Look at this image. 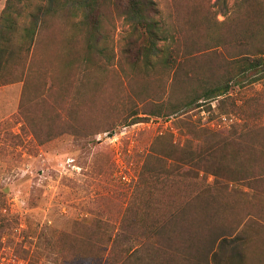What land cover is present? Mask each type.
I'll return each mask as SVG.
<instances>
[{
    "label": "rangeland",
    "instance_id": "obj_1",
    "mask_svg": "<svg viewBox=\"0 0 264 264\" xmlns=\"http://www.w3.org/2000/svg\"><path fill=\"white\" fill-rule=\"evenodd\" d=\"M44 1L13 0L23 14L19 23L28 20L26 9ZM156 1L154 17L180 23L185 36L191 34L186 20L195 22L214 2ZM5 3L0 0V14ZM117 10L109 2L95 9L98 48L88 50L78 13L57 8L46 16L29 54L9 66L0 82V264H215L208 251L219 235L235 239L241 252L233 259L225 252L220 264H264V80L235 86L221 108L214 100L211 109L169 115L167 104L193 85L184 74L208 73L222 57L178 55L185 61L181 69L145 67L130 49ZM159 105L160 115H154ZM180 119L230 130L217 154L216 177L203 174L200 181L221 187L211 190V205L190 223L178 246L182 254L170 243L167 260L157 249L151 258L124 259L120 248L141 242L130 232H141L143 214L152 219L163 210L149 200L172 196L155 179L161 167L146 156L161 132L172 131L183 142ZM99 248L106 251L97 257ZM80 252L87 256L72 257Z\"/></svg>",
    "mask_w": 264,
    "mask_h": 264
},
{
    "label": "trees",
    "instance_id": "obj_2",
    "mask_svg": "<svg viewBox=\"0 0 264 264\" xmlns=\"http://www.w3.org/2000/svg\"><path fill=\"white\" fill-rule=\"evenodd\" d=\"M104 2L111 3L119 10L117 11L128 27L126 33L130 49L145 67L158 63L167 69L176 66L178 70L185 62L182 64V61L177 60L178 55L186 56V59L198 53L221 55L222 61L219 65L210 67L208 73L184 74V80L193 85H189L183 95L167 104L165 109L169 115H183L188 110L203 105L207 106L206 109H211V102L214 100L218 102L217 107L221 108L223 99L231 94L235 86L243 87L264 80V0H233L232 3L230 0H214L195 22L186 20L187 30L191 33L188 36L182 35L186 29L180 23L165 24L154 17L159 13L156 0H45L43 3L33 4L29 11L26 9L28 12L25 10V17L28 20L20 23L18 18L23 14L21 15L13 0H6L0 14V82L6 76L9 66L20 61L24 52L25 56L29 54L46 16L54 13L57 8L66 9L74 16L78 13L80 24L87 28V49L98 48L96 35L99 23L94 12ZM179 2L174 0L175 5ZM214 7L215 10H212ZM217 15L223 18L219 20ZM175 75H178L177 71ZM161 108L159 105L152 113L159 116ZM220 110L217 116L223 114L222 109ZM179 121L182 128L178 126V131L184 137L183 142L176 140L172 131L161 132L154 136L150 152L146 156V162H155L161 167L155 179L163 186L167 184L172 196L167 201L149 200L163 210L152 219H149L148 213L143 214L140 218L143 227L141 232H130L134 237H140L141 242L120 248L124 259L151 258L157 249L167 260L170 243L177 255L182 254L178 246L184 239V234L189 232L190 223L198 217V211L204 207L208 209V205H211L208 199V196H212L211 190L221 187L218 182L205 184L200 181L203 174L216 177V170L219 169L216 166L217 154L221 146L226 145L227 135L224 133L229 134L230 130L208 129L193 120ZM157 143L160 144L156 146ZM179 193H188L189 197H178ZM136 219L135 214V219L133 217L131 222L135 223ZM113 236L115 241L118 233ZM143 238L145 241L142 243ZM154 238L157 239V246L152 241ZM176 239L178 243L174 242ZM211 242L208 252H211L215 264L222 262L225 252H229L230 259L241 255L237 251L239 244L231 237L219 235ZM215 242L217 244L214 250ZM97 251L96 256H102L106 248H99ZM75 255L85 258L87 253L72 254V257ZM111 255L112 252L109 251L106 257L108 261ZM225 264L236 263L229 261Z\"/></svg>",
    "mask_w": 264,
    "mask_h": 264
}]
</instances>
